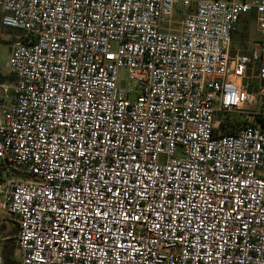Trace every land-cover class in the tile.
<instances>
[{
  "label": "built area",
  "instance_id": "2783aa9c",
  "mask_svg": "<svg viewBox=\"0 0 264 264\" xmlns=\"http://www.w3.org/2000/svg\"><path fill=\"white\" fill-rule=\"evenodd\" d=\"M0 10L19 31L0 103V264L13 238L22 264H264V125L224 133L219 119L254 103L253 64L264 81V0ZM247 14L256 48L233 52Z\"/></svg>",
  "mask_w": 264,
  "mask_h": 264
},
{
  "label": "rangeland",
  "instance_id": "374dc122",
  "mask_svg": "<svg viewBox=\"0 0 264 264\" xmlns=\"http://www.w3.org/2000/svg\"><path fill=\"white\" fill-rule=\"evenodd\" d=\"M174 18L179 19L180 15H175ZM259 32L257 30L256 21L254 15L242 16L241 21L237 25V29L233 35L232 41V51H240L243 53L251 54L252 51L256 48L255 43L258 41ZM11 51V44L8 42L0 41V72H6V68L9 64ZM248 86L249 91L255 94L256 98L252 105L246 104L244 111H235L231 113H220L219 119L223 121L228 118V124L236 123L235 129L240 130L241 126L245 123L244 121H253L255 120L256 111L260 109L263 103L264 93H259L260 87L264 88V81H262L257 75V64H253L252 67L247 72V77L244 79ZM118 85L123 89L131 88V82L129 80L128 70L125 67H121L118 71ZM2 84L0 85V98L3 94ZM249 114V116H247ZM241 121V122H234ZM247 123V122H246ZM1 206V205H0ZM7 215L0 212V221L5 218ZM4 226L0 225V229ZM12 234L15 233L12 227ZM16 257H18V251H16Z\"/></svg>",
  "mask_w": 264,
  "mask_h": 264
},
{
  "label": "trees",
  "instance_id": "16d2710c",
  "mask_svg": "<svg viewBox=\"0 0 264 264\" xmlns=\"http://www.w3.org/2000/svg\"><path fill=\"white\" fill-rule=\"evenodd\" d=\"M247 15H253V14H247ZM246 16V15H243ZM242 19V17H241ZM241 21V20H240ZM12 35L13 37H17L19 35V31L15 28L12 27H6L2 24V13L0 10V41L3 42H11V39L9 36ZM15 81V76L13 74H4L0 72V85L13 82ZM0 103H1V98H0ZM262 107H264V96H263V103ZM228 118L224 119L223 121L220 122V127L222 128V131L224 133H235L238 132V129H235V124H228L227 121ZM255 120L264 125V112H259L255 114ZM234 122H241V121H234ZM245 123L247 121H244ZM17 226L14 224L13 225V231L16 232ZM16 243L15 239L13 238L10 242H5L2 246V252L5 258L6 264H22L19 258L16 257Z\"/></svg>",
  "mask_w": 264,
  "mask_h": 264
},
{
  "label": "water",
  "instance_id": "95a60500",
  "mask_svg": "<svg viewBox=\"0 0 264 264\" xmlns=\"http://www.w3.org/2000/svg\"><path fill=\"white\" fill-rule=\"evenodd\" d=\"M0 212L6 213V210L2 206H0Z\"/></svg>",
  "mask_w": 264,
  "mask_h": 264
}]
</instances>
